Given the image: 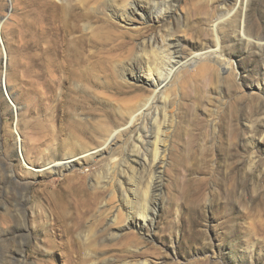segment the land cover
<instances>
[{"label":"rangeland","instance_id":"obj_1","mask_svg":"<svg viewBox=\"0 0 264 264\" xmlns=\"http://www.w3.org/2000/svg\"><path fill=\"white\" fill-rule=\"evenodd\" d=\"M0 264H264V0H0Z\"/></svg>","mask_w":264,"mask_h":264},{"label":"bare ground","instance_id":"obj_2","mask_svg":"<svg viewBox=\"0 0 264 264\" xmlns=\"http://www.w3.org/2000/svg\"><path fill=\"white\" fill-rule=\"evenodd\" d=\"M138 9V8H137ZM142 9V8H141ZM136 11V10H135ZM225 14H226V12H224ZM219 18L220 17H218V20H219ZM223 19H221L220 21H222ZM219 21V22H220ZM219 24H216L215 25V27L216 26H218ZM232 29H234V28H232ZM243 35H245L246 37H247V33H246V27H245V25H243ZM152 38V37H151ZM249 38V37H248ZM259 39H256V40H254V41H256L257 43H259V41H258ZM163 41V40H162ZM165 41V40H164ZM158 42H159V40H158V38H157V36H156V38L155 37H153L151 40L149 39V41H148V43L146 44V43H143L141 46L143 47L142 49H146L147 48V45H148V47H150V48H152V46L153 47H155V48H153V49H159V47L156 45V44H158ZM248 42L249 43H251L250 42V40L248 39ZM164 43V42H163ZM162 43V44H163ZM166 43V42H165ZM217 46H218V44H217ZM217 46H215L216 48H214V50H212V49H208L207 51H203L202 53H198L197 55H195V56H193V57H188L187 55H184L183 54V52H181L180 50L181 49H179V45H176V46H174V52L173 53H171V54H169V51H165L164 53H167V55L170 57V58H172L173 56V54L174 55H176V57H174V59L176 60V64H173V66H172V72L174 71V68L176 67V66H178V68H180V66L181 67H185V66H187L188 64H191V62L192 63H199V62H203V63H205L206 62V60H211L212 62L214 61L215 62V64H217V66H219L220 67V69H224V67H225V69L226 68H228V67H231L230 65H231V63H229L228 61H227V59H223L222 58V54H221V49L219 48V46L217 47ZM165 47V46H164ZM163 47H161V49H162ZM171 49V48H170ZM205 50V49H204ZM163 51V50H162ZM154 53V52H153ZM142 67V66H141ZM143 68V67H142ZM143 69H145L144 71H145V74H146V76L148 77V80L146 81V82H148V83H150V86L151 87H153V95H152V98H148V102H147V104L145 105V107H144V109H142L140 112H139V114H137V115H135V116H133V119L132 120H136L137 118H141V116H143V118L146 116V113H150V114H153L154 112L156 113H154L155 114V117H156V120H158L157 118L159 117V115H161V111H163L164 110V108L166 107H168V101H167V95H166V91L165 90H163V89H165V87L167 86V83H165V80H164V78L162 77L161 78V76H160V74H158L155 70H152V69H150V68H143ZM209 69V67L208 66H203V65H201V68H200V70L202 71V72H204V71H207ZM179 70H177V71H175V72H178ZM156 72V73H155ZM215 73V72H214ZM155 74H157L158 75V77H154V75ZM176 75V74H175ZM167 79V78H166ZM166 81H168V80H166ZM143 105V104H142ZM163 109V110H162ZM167 110H168V108H167ZM151 112H153V113H151ZM171 113V112H170ZM149 114V115H150ZM173 114V113H172ZM150 116H152V115H150ZM170 116V115H169ZM162 117L163 118H167V114H166V112H164L163 113V115H162ZM146 118V117H145ZM153 118V117H152ZM169 118V117H168ZM162 119V118H161ZM167 120V119H166ZM166 120H165V122H166ZM137 121V120H136ZM135 121V122H136ZM159 121V120H158ZM158 121H156V123L158 122ZM164 122V121H163ZM145 123V122H144ZM159 125V124H158ZM144 126H146V123L144 124ZM148 126V125H147ZM163 126V125H162ZM159 128H160V126H159ZM157 129V128H156ZM145 130V129H144ZM161 131V130H160ZM157 132V131H156ZM147 134V133H146ZM159 134H160V132H159ZM157 135V134H156ZM155 135V138L157 137ZM141 136V135H140ZM144 137H145V135H143ZM153 136V135H152ZM149 137V136H148ZM147 136H146V139H142V140H140V142H141V144H143V142H145V140L147 141V140H149L148 142H150V140L152 139V137H151V135H150V138H148ZM158 138V137H157ZM113 137H111V136H109L108 137V139L106 140V142L105 143H110V142H112L113 141ZM160 139V138H159ZM154 140V139H153ZM151 143V142H150ZM156 146V145H155ZM156 148V152H158V147L156 146L155 147ZM156 152H154V153H156ZM165 153H166V150L164 151ZM163 152V153H164ZM151 153V152H150ZM145 154V153H144ZM89 155V154H88ZM88 155H83L81 158H85V157H87ZM149 155V154H148ZM155 156H157V154L155 155ZM93 157V156H92ZM80 158V159H81ZM163 158V157H162ZM145 159H147V157L145 158ZM164 159V158H163ZM29 160V159H28ZM113 160V159H112ZM72 161L73 160H71V161H66V162H63V163H57L56 164V167H58V166H61V167H66V168H68V167H70L71 165H72ZM144 161H146V160H144ZM25 162H26V164H27V166H29L33 171H35V169H34V167H33V163L30 165L29 163H27V161L25 160ZM157 162V160L154 162V163H156ZM165 162V161H164ZM163 162V160H161V164H163L164 163ZM159 163V164H160ZM125 165V164H124ZM153 165V164H152ZM48 167V166H47ZM127 167V166H126ZM153 166H151V168H152ZM29 168V169H30ZM39 168H41V167H39ZM114 168V167H113ZM157 165L155 166V167H153L151 170H157ZM160 168V167H159ZM134 169V168H133ZM131 180V179H130ZM125 181V180H124ZM159 181V180H158ZM126 183V182H125ZM162 183V182H161ZM152 184V183H151ZM155 184V183H154ZM160 184V183H159ZM124 183L122 182V180H120V189H119V191H120V196L122 197V199H123V201H125L127 204H129L130 203V197L128 196L129 195V189H125L124 188ZM155 188V187H154ZM156 189H158V185L156 186ZM150 190V189H149ZM132 191V190H131ZM159 192V191H158ZM130 193H132V192H130ZM155 194V193H154ZM133 196V195H132ZM132 198V197H131ZM134 198V197H133ZM132 198V199H133ZM132 202V201H131ZM125 204V203H124ZM132 204V203H131ZM129 211L131 212H133V209L131 210V209H129ZM135 211V210H134ZM136 212H133V214H135ZM140 216L143 218V220H144V222H146L147 221V219L149 218V217H147V215H146V213H142V214H140ZM138 217V216H137Z\"/></svg>","mask_w":264,"mask_h":264}]
</instances>
